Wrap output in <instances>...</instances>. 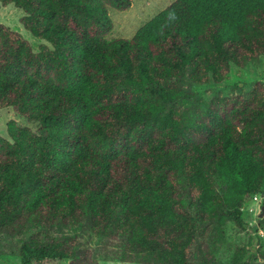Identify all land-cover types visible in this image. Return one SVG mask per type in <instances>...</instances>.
<instances>
[{"label":"trees","instance_id":"obj_1","mask_svg":"<svg viewBox=\"0 0 264 264\" xmlns=\"http://www.w3.org/2000/svg\"><path fill=\"white\" fill-rule=\"evenodd\" d=\"M46 41L0 23V256L19 264H264L219 256L264 210V0H175L131 39L132 0H0ZM238 73V74H237ZM257 221V219H256Z\"/></svg>","mask_w":264,"mask_h":264},{"label":"rangeland","instance_id":"obj_2","mask_svg":"<svg viewBox=\"0 0 264 264\" xmlns=\"http://www.w3.org/2000/svg\"><path fill=\"white\" fill-rule=\"evenodd\" d=\"M175 0H132L131 8L127 11H118L111 9L110 17L113 22V30L109 35L108 39L110 41L118 39H128L131 40L137 31L142 28L147 22L152 20L161 11L166 9ZM24 16V12L14 5H8L3 7L0 4V23L6 25L7 27L20 32L34 47L35 50L41 44H48L46 41L38 40L34 38L20 23V19ZM238 74V73H237ZM239 77L232 76L227 84L222 86H212L209 88H201L199 91L204 93L207 98L212 95L224 91H237L234 87L239 85L241 88L247 87L251 88L256 81L264 82V69L252 78L250 82H243ZM14 119L13 109L6 108L0 109V136L9 139L7 132L8 122ZM262 201L259 203H254L252 201L251 205L245 206L246 220L248 222V230L242 232L237 229L234 225H229L227 228V245L222 251L219 258L223 262H229L233 251L236 246H249V240L251 236H254L253 227L258 224V218L262 214ZM257 219V221H256ZM262 237V242L264 244V232H260ZM0 264H19L18 260L14 255L6 254L5 256H0ZM101 264H128L120 262H102Z\"/></svg>","mask_w":264,"mask_h":264},{"label":"built area","instance_id":"obj_3","mask_svg":"<svg viewBox=\"0 0 264 264\" xmlns=\"http://www.w3.org/2000/svg\"><path fill=\"white\" fill-rule=\"evenodd\" d=\"M261 200L258 196L254 197V203H259Z\"/></svg>","mask_w":264,"mask_h":264},{"label":"water","instance_id":"obj_4","mask_svg":"<svg viewBox=\"0 0 264 264\" xmlns=\"http://www.w3.org/2000/svg\"><path fill=\"white\" fill-rule=\"evenodd\" d=\"M263 217H264V210L262 211L260 218H263Z\"/></svg>","mask_w":264,"mask_h":264}]
</instances>
